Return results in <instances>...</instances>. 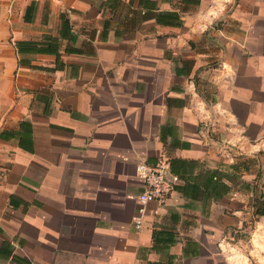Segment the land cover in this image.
Here are the masks:
<instances>
[{
	"label": "crops",
	"instance_id": "0c3cea01",
	"mask_svg": "<svg viewBox=\"0 0 264 264\" xmlns=\"http://www.w3.org/2000/svg\"><path fill=\"white\" fill-rule=\"evenodd\" d=\"M261 200L264 0H0V264H264Z\"/></svg>",
	"mask_w": 264,
	"mask_h": 264
},
{
	"label": "built area",
	"instance_id": "2783aa9c",
	"mask_svg": "<svg viewBox=\"0 0 264 264\" xmlns=\"http://www.w3.org/2000/svg\"><path fill=\"white\" fill-rule=\"evenodd\" d=\"M138 172L145 181L144 190L138 196L140 216L136 219V227L140 229L141 215L146 210V205L151 201H165L176 190L180 178L171 171V163L165 158L154 164H139Z\"/></svg>",
	"mask_w": 264,
	"mask_h": 264
},
{
	"label": "trees",
	"instance_id": "16d2710c",
	"mask_svg": "<svg viewBox=\"0 0 264 264\" xmlns=\"http://www.w3.org/2000/svg\"><path fill=\"white\" fill-rule=\"evenodd\" d=\"M171 163V162H170ZM171 171L177 175V173H175L173 170H172V164H171ZM179 176V175H178ZM180 180H181V177L179 176ZM178 186V185H177ZM257 213L259 215H264V200H261L260 203H259V206H258V209H257Z\"/></svg>",
	"mask_w": 264,
	"mask_h": 264
},
{
	"label": "rangeland",
	"instance_id": "374dc122",
	"mask_svg": "<svg viewBox=\"0 0 264 264\" xmlns=\"http://www.w3.org/2000/svg\"><path fill=\"white\" fill-rule=\"evenodd\" d=\"M228 148H229L228 150L230 151V150H231L230 147H228ZM231 151H233V150H231ZM238 151L240 152V151H242V149H239ZM246 244H247V243H246ZM248 253H249V251H248V247H246V254H248Z\"/></svg>",
	"mask_w": 264,
	"mask_h": 264
}]
</instances>
